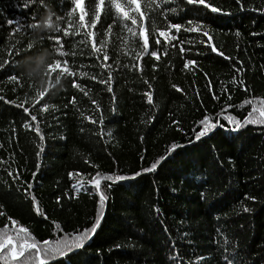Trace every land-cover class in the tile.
<instances>
[{
	"label": "trees",
	"instance_id": "obj_1",
	"mask_svg": "<svg viewBox=\"0 0 264 264\" xmlns=\"http://www.w3.org/2000/svg\"><path fill=\"white\" fill-rule=\"evenodd\" d=\"M138 2L135 25L105 7L95 28H78L79 9L68 15L73 0H0V239L7 233L17 245L25 237L41 248L71 242L69 234L89 229L99 214L83 247L48 264H264V125L217 127L194 139L205 117L228 125L225 117L243 121L253 106L264 107V0H241L243 8L236 0ZM209 3L230 14L212 13ZM49 7L62 30L79 34L37 36L25 27ZM189 20L200 22L199 33L185 31ZM86 32L95 34L87 46L78 43ZM48 36H61L63 47H50ZM102 39L97 59L91 45ZM44 49L74 75L57 91L44 71L48 88L39 97L34 82L9 77L35 69ZM189 59L196 63L185 68ZM97 179L99 188L87 182ZM75 183L85 186L77 191ZM0 264H38L36 250Z\"/></svg>",
	"mask_w": 264,
	"mask_h": 264
},
{
	"label": "snow or ice",
	"instance_id": "obj_2",
	"mask_svg": "<svg viewBox=\"0 0 264 264\" xmlns=\"http://www.w3.org/2000/svg\"><path fill=\"white\" fill-rule=\"evenodd\" d=\"M25 5H28L30 3L33 2V0H23ZM41 3H43V0H40ZM125 3L127 4V8L125 7L124 4L121 3V0H108V3L106 4L105 0H88V5L87 8H85L84 5V0H73V4L74 7L71 9V11L68 13L69 16L73 15L77 9H79V17H78V28L79 27H85V28H95L96 24L100 22V18H101V14L104 10L105 7H108L109 10H111L112 7H114L115 12L120 14L123 19L125 20H131L132 24L135 25L137 23L136 18H134L132 15H130V12L135 11L137 13H140L141 15H143V13L141 12V5L138 2V0H125ZM187 4H205V0H186ZM236 3L240 4L241 8H243V4H241V0H236ZM134 6V7H133ZM147 8L152 9L153 8V4L152 3H148ZM207 8L210 9V11L212 13H222V14H230L226 11H224L222 9L221 6L218 5H213L211 3L206 4L205 5ZM256 10V9H253ZM262 11H264V9H261ZM172 12H175V9H171ZM89 16V20L85 21V17ZM32 21L28 24L25 25L26 28L28 29H32L35 30L37 28L38 25V20L35 19V15L32 16ZM60 17H57V27L56 29L53 31L55 33H60L63 31V35L64 36H68V35H77L79 34L78 31L75 32H69L67 29L62 30L60 27ZM117 20L114 19L113 23H116ZM8 24H12L13 21L9 20L7 21ZM187 25H189L188 27L185 28V31L187 32H200L202 25L200 24V22H193L191 20L186 22ZM69 27H71V24H69ZM103 27V26H102ZM126 27V26H125ZM169 27L172 29H176L177 31H179L183 25L179 22L177 23H171L169 22ZM152 28L155 31L156 30V25L155 23L152 24ZM111 29V25H108V30ZM129 31H131V29H129ZM89 35H95L94 33L91 32H86L84 33V39H82L81 41H79V44L85 45L87 46V36ZM160 36H164L167 37L168 36V32L166 31H160L159 32ZM237 36H239V32L236 33ZM203 36L208 37L209 40H211V36L209 35L208 31H203ZM42 40L44 39V37L41 38ZM47 39L53 41L54 43L49 45L50 47H53L55 50H59V48L63 47L62 44V37L61 36H48ZM104 41L103 39L100 42V47H97L96 43L93 42L91 47L93 49V52L90 54H95L97 56V59H100V53L102 52V49L104 47ZM156 43H159V40L156 41ZM189 43H191V41H189ZM149 46V38L148 36H143V47L147 48ZM32 44L29 43L28 48L31 49ZM183 50V49H182ZM211 51L216 52L217 49L213 46L211 48ZM69 53L68 52H60V56L61 57H66ZM72 55H76V53H72ZM151 56H156L157 59H159V56L157 55V51H152L150 53ZM220 56H225L223 51L219 52ZM103 60H107L108 59V55L106 53L103 54L102 57ZM225 59H228V57L225 56ZM196 61L189 59L187 60V63L184 65L185 68H187L189 65H193L195 64ZM62 65V61L61 59H58L55 57V54H53V59L47 64V67L45 69V75L49 77V81H50V86L54 87L53 84H51L52 79L54 78V80L58 81L60 80L62 77L66 78L67 76H73L74 72L70 71V69L68 68V61L64 60L63 61V67L61 68ZM4 67L3 64H0V68ZM58 69H60V71H58ZM237 71H239V69H237ZM23 75L21 74V76H17L15 74L11 75L9 77L10 80L13 81H18L21 79ZM111 74L109 73V78H110ZM102 83H106V81H101ZM73 87L75 88H80L81 86L77 83H75V81H73L72 84ZM108 91H111V87L109 86L107 88ZM47 89L45 90H39L37 92V95L39 97H43L46 94ZM85 95H87V93H85ZM4 97L0 96V100H3ZM114 99V97H113ZM148 101L149 103H151L152 101V97L151 95H148ZM8 103H12V101H8ZM70 103H75V98H71ZM20 107H22V105H18ZM25 112H28V108H24ZM259 112V117L256 118L254 117V114ZM225 119L228 121V125H224V124H220L219 121H216L215 123H213L209 118L205 117L204 120L201 121V123L203 124V127L195 132V136L194 139L195 140H200L201 137L206 136L209 134V132L213 131L215 128L220 127V128H228L229 131H237L239 130L241 127L247 126L248 124H259V125H264V107H260L257 108L255 106L252 107L251 111L248 113L247 117L244 118L243 121L238 120L235 116H227L225 117ZM31 120L35 121L36 120V115H31ZM96 121H93V123H95ZM101 122H102V117H101ZM174 123H178L176 121H174ZM234 124L235 128H231L229 127L230 125ZM175 147V145L173 146ZM42 151V149H41ZM156 163H153L151 165L150 169H145L144 171H151L154 170L156 168ZM11 175V173H9ZM71 175V174H70ZM135 175H140V173H135ZM109 179H111V177H109ZM116 179L118 180H123L125 179V177L119 176L116 177ZM91 183H95V186L97 188H99V180H95V181H90ZM74 187L76 188L77 191H79V189L82 187V185L77 184L74 185ZM33 199H35V197H33ZM106 200V197L101 194L100 196V202H101V206L103 205V202ZM2 207V206H0ZM159 211V210H157ZM244 211H248L247 208H244ZM37 212H39V209L37 208ZM3 213H0V215H2ZM41 215H43L42 213H40ZM100 223V219H99V214H98V218L96 219L95 223L89 228L84 230L83 232L72 236L71 234H69V238L70 241H68V239L65 240H61L58 241L56 244H51L50 241H44V245H46L45 247L41 248L38 246V244L36 242H32V243H28L27 239L25 237H21V239L24 240V247L27 249H35L36 253H37V258H38V264H48V261H50L51 259L55 258V257H60L63 258L66 253L72 251L73 249L76 248H81L83 247L84 243L89 240L91 238V235H94L96 232V228L99 226ZM57 227H59V225H57ZM20 232L22 233H28V229L27 228H21ZM225 243H227V241L225 240ZM24 255V251L23 248L18 252L17 251V242L14 241V238L10 235H7V233H5V237L4 239H0V259H2L3 261H13L16 262L18 260V256H23ZM227 264H232L231 260H228Z\"/></svg>",
	"mask_w": 264,
	"mask_h": 264
},
{
	"label": "clouds",
	"instance_id": "obj_3",
	"mask_svg": "<svg viewBox=\"0 0 264 264\" xmlns=\"http://www.w3.org/2000/svg\"><path fill=\"white\" fill-rule=\"evenodd\" d=\"M55 16V12L52 10V8H47L44 15L41 17V19L38 22L37 25V36H39L42 33L54 31L57 27L58 21L54 20L53 17ZM31 57H26L24 60L20 62L21 64H27ZM53 59L51 51L44 49L39 54V64L35 69L32 70H26L22 72V75L24 78L28 79L29 81L34 82L36 86H38L41 90L48 88V82L47 78L43 75L47 64ZM54 87L57 91L62 90L64 88V83L62 78L58 81L54 80L53 83Z\"/></svg>",
	"mask_w": 264,
	"mask_h": 264
},
{
	"label": "rangeland",
	"instance_id": "obj_4",
	"mask_svg": "<svg viewBox=\"0 0 264 264\" xmlns=\"http://www.w3.org/2000/svg\"><path fill=\"white\" fill-rule=\"evenodd\" d=\"M89 182H90V181H89ZM90 184H91V186L95 185V183H91V182H90ZM18 248H19L20 250L23 248V251H24V252H25L26 249H27V248L24 247V244H22V245H17V251L19 252L20 250H18ZM21 258H22V256H18V260H17V261L21 260Z\"/></svg>",
	"mask_w": 264,
	"mask_h": 264
}]
</instances>
